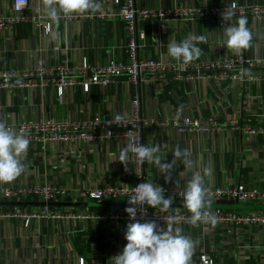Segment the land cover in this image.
Here are the masks:
<instances>
[{
	"label": "crops",
	"instance_id": "1",
	"mask_svg": "<svg viewBox=\"0 0 264 264\" xmlns=\"http://www.w3.org/2000/svg\"><path fill=\"white\" fill-rule=\"evenodd\" d=\"M236 1L239 4H260L264 0H135L139 9L168 10L175 7L218 4ZM96 12L72 13L69 20L60 12L58 20H51L50 30L35 21L20 22L0 28V70H33L40 62L47 66L67 63L80 65L87 61L100 66L111 61L128 62L129 33L126 22L116 13L114 0H96ZM122 3L125 0H121ZM58 6V0H30L25 13L30 17H49L48 9ZM59 11V10H58ZM13 14L12 0H0V17ZM252 40L247 48L230 49L225 44V29L237 20L220 18L203 20L152 18L138 21L145 31L140 42L139 55L147 59H171L167 45L187 39L189 34L204 35L198 46L201 60L219 59L231 54L264 60V19L245 15ZM50 18V17H49ZM183 63L182 61H177ZM248 69L247 73H255ZM141 113L145 120H160L164 125L146 123L143 144L161 146L162 159H173L177 147L187 149L192 160L191 169L177 162L170 180L148 163L143 172L148 181L170 186H186L195 173L203 176L204 187L234 186L238 183L264 186V134L251 135L242 129H233V121L254 122L264 116V81H222L219 76L180 80L172 74L164 79L144 78L140 84ZM136 86L125 75L117 76L106 87L92 84L87 92L76 84L65 88L62 95L56 87L0 86V121L19 123L41 119L79 121L103 114L124 117L132 112ZM184 117L213 119L217 122L207 130L181 132L171 124ZM122 138L98 139L79 145L30 142L21 157L24 171L15 179L0 182V189L17 185L31 186L52 182L65 187L69 195L54 205L58 210L74 212H103L102 206H76L70 203L98 202L85 200L81 192L116 184L124 180L136 184V158L129 153L127 169L118 161L120 151L127 145ZM206 170V171H205ZM178 183H175V181ZM10 201L0 198V209H33L39 206L37 198ZM32 202V203H31ZM36 202V203H35ZM183 203V202H175ZM230 203H220L227 205ZM160 209V208H154ZM176 210L188 209H170ZM248 210V209H247ZM126 220L104 218H77L39 216L29 219L21 216H0V264H113L125 244ZM168 224L165 225L167 227ZM184 234L196 242L191 264H199L206 255L214 264H264V228L238 226L232 233L221 227L173 221Z\"/></svg>",
	"mask_w": 264,
	"mask_h": 264
},
{
	"label": "built area",
	"instance_id": "2",
	"mask_svg": "<svg viewBox=\"0 0 264 264\" xmlns=\"http://www.w3.org/2000/svg\"><path fill=\"white\" fill-rule=\"evenodd\" d=\"M119 6L116 15L123 19L127 25L129 33L128 41V62L111 61L100 66H91L87 61L80 65H69L67 63L47 66L41 62L30 71L19 73L18 71L0 70V86L4 88L13 87H34V86H54L60 95L65 88L81 84L85 91L90 90L92 84L108 86L117 76L125 75L128 82L136 86V93L132 101V112L124 117L121 125L112 123L113 117L98 114L79 121L56 120L50 117L41 119L26 120L19 123H7L17 133L22 132L30 142L42 141L53 144H72L79 145L81 142H90L98 139L122 138L129 142L134 138L137 142L143 143V127L146 123L151 125H164L157 119L145 120L141 113L140 84L144 78L155 80L164 79L167 74H172L180 80L193 78H208L219 76L222 81L241 80V81H264V60L260 58H248L244 54H231L225 57L210 60L203 57L201 60H193L187 64L179 63L171 59H147L139 55L140 42L145 39V31L138 28V21L141 19L174 17L178 19H205L220 18L225 11L233 13L231 19L238 20L239 17L252 15L258 20L264 19V5L260 4H239L236 1H222L218 4L204 5L201 7L187 6L175 7L173 10H151L139 9L135 0H114ZM19 0H12L13 14L0 17V28L13 26L20 22L35 21L43 25L46 30L51 28V18L45 16L30 17L27 10L30 0H24L17 7ZM65 19H75L76 15H66ZM248 69H256L255 73H247ZM217 122L213 119H194L184 117L171 122L179 131H191L194 129L207 130ZM233 129H242L251 135L264 134V116L259 117L255 122L249 119L245 123L237 120L233 121ZM137 173L136 184H130L124 180L116 184H106L102 187L81 192V197L85 200H96L98 202H125L134 194V188L142 182H150L143 172V163L136 160ZM153 183V182H151ZM165 189V196L172 199V203H184V189L186 186H170L165 184L153 183ZM206 199L212 205L224 203L242 205H264V186L246 185L238 183L234 186H214L205 187ZM69 195L65 187L52 182L36 183L31 186L17 185L0 189V198L10 201H17L22 198H37L44 202L33 209L27 207L17 209H0V216H21L29 219L30 217L52 216V217H77V218H104L112 220H126L130 222L129 214L125 211L127 206L120 208H106L103 212H74L72 210H58L48 205L50 202L64 200ZM207 216L202 221L193 223L192 213L187 210H176L175 212L161 211L145 206L138 212L137 219L156 220L161 226H165L170 221L188 222L190 224L209 225L221 227L232 233L238 226L262 227L264 228V210H228L223 208L206 207ZM80 264H85L84 260ZM199 264H214V261L202 256Z\"/></svg>",
	"mask_w": 264,
	"mask_h": 264
},
{
	"label": "clouds",
	"instance_id": "3",
	"mask_svg": "<svg viewBox=\"0 0 264 264\" xmlns=\"http://www.w3.org/2000/svg\"><path fill=\"white\" fill-rule=\"evenodd\" d=\"M23 2L24 0H19L17 7ZM99 8L100 4L96 0H58V6L49 7L48 15L52 20H58L60 12L69 15L96 12ZM232 15L231 11L224 10L223 21L231 19ZM252 35L247 27V18L241 16L236 24L225 29V44L230 49L247 48ZM205 39L204 35L189 34L187 39L179 42L171 40L167 45V53L175 60L187 64L201 56L202 50L198 44ZM123 120L124 116L117 114L112 123L121 125ZM29 145L30 139L22 132L17 133L0 121V182L11 181L24 171L25 164L21 157L27 153ZM129 153L140 163L155 165L160 173L165 174L166 180L171 179L172 170L178 161L183 163L185 169L192 167L190 152L181 147L175 148L172 151L173 159L166 162V158L162 159L159 144L149 146L130 138L127 145L121 149L118 159L126 169ZM206 192L203 176L200 173L193 174L183 194L184 204L192 213L193 223L202 221L207 216L206 204H210V201L206 199ZM127 202L129 206L125 211L130 218L125 232L127 243L119 254L112 257L113 264H191L196 242L184 234L182 228L173 227L171 221L165 227L156 220L137 219L138 212L145 206L153 209L159 207L161 211L169 209L172 199L165 196L162 186L147 181L139 183Z\"/></svg>",
	"mask_w": 264,
	"mask_h": 264
},
{
	"label": "water",
	"instance_id": "4",
	"mask_svg": "<svg viewBox=\"0 0 264 264\" xmlns=\"http://www.w3.org/2000/svg\"><path fill=\"white\" fill-rule=\"evenodd\" d=\"M32 203V202H31ZM36 203V202H35ZM8 204H25L24 202H8ZM44 202L39 201L38 205H44ZM76 205V206H87V207H93V206H102V207H124L127 206L128 204L125 202H78V203H70V205ZM50 206L54 205H62V203L58 202H50L48 203ZM206 207L210 208H223V209H228V210H264V205H242L239 203L235 204H227V205H212V204H206ZM151 208V207H150ZM159 208V207H157ZM169 209H187L184 203H172V205L169 207Z\"/></svg>",
	"mask_w": 264,
	"mask_h": 264
},
{
	"label": "trees",
	"instance_id": "5",
	"mask_svg": "<svg viewBox=\"0 0 264 264\" xmlns=\"http://www.w3.org/2000/svg\"><path fill=\"white\" fill-rule=\"evenodd\" d=\"M223 202L225 203L226 202V200H223ZM189 211V210H188Z\"/></svg>",
	"mask_w": 264,
	"mask_h": 264
}]
</instances>
